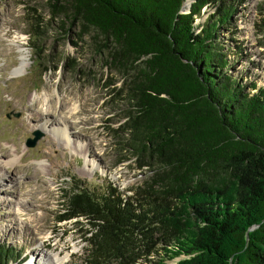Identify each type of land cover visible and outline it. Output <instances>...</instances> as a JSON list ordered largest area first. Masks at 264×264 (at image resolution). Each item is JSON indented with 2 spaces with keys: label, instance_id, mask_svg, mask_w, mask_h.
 Here are the masks:
<instances>
[{
  "label": "trees",
  "instance_id": "trees-1",
  "mask_svg": "<svg viewBox=\"0 0 264 264\" xmlns=\"http://www.w3.org/2000/svg\"><path fill=\"white\" fill-rule=\"evenodd\" d=\"M45 2L47 19L26 7L39 76L60 64L81 71L77 57L44 47L63 17L79 24V41L87 29L109 40V70L123 77L102 84L106 104L123 110L117 143L156 172L130 194L70 177L56 222L73 220L81 264H264V85L236 76L230 59L243 55L235 16L245 0H195L186 13L185 0ZM204 6L213 12L195 23ZM17 256L0 242V264Z\"/></svg>",
  "mask_w": 264,
  "mask_h": 264
},
{
  "label": "rangeland",
  "instance_id": "rangeland-1",
  "mask_svg": "<svg viewBox=\"0 0 264 264\" xmlns=\"http://www.w3.org/2000/svg\"><path fill=\"white\" fill-rule=\"evenodd\" d=\"M194 1L185 3L190 8ZM28 6L48 18L45 0H0V242L18 254L8 264H42L45 254L65 257L64 264H81L84 242L75 233L73 220L56 222L62 190L70 177L84 179L89 186L112 182L121 193L130 194L156 172L139 165L147 157L125 159L131 154L117 143L122 138H117L113 129L120 128L123 110L114 103L106 104L111 95L102 85L108 79L117 85L123 80L120 73L109 70L110 41L105 43L93 29H87L79 41V24L63 17L60 28L49 30L44 47L54 59L77 57L81 71L74 74L60 64L39 76L29 47ZM240 9L235 16L239 29L236 39L243 55L236 60L230 55V59L235 61L236 76L262 86L264 48L259 40L260 29H264V0H245ZM212 12L204 6L195 23ZM230 46L233 43H228ZM20 51L25 53V67L16 73ZM73 106L77 115L69 118L74 122L70 132L75 137L72 139L86 144L85 155L53 132ZM35 132L41 137L34 146H27V138Z\"/></svg>",
  "mask_w": 264,
  "mask_h": 264
},
{
  "label": "bare ground",
  "instance_id": "bare-ground-1",
  "mask_svg": "<svg viewBox=\"0 0 264 264\" xmlns=\"http://www.w3.org/2000/svg\"><path fill=\"white\" fill-rule=\"evenodd\" d=\"M6 52H7V49H6ZM24 59H25V53L23 54L21 52V55H20L21 61L19 63V66L15 69L16 73L21 72V70L25 67ZM67 103H69V101H67ZM45 111H48V109L46 108ZM76 115H77L76 106H73L72 108L70 107L69 110L66 112L67 117L63 116L61 122L58 121L59 125L53 127V132L56 136H59V138L63 140L64 144H66L67 146H70V148L72 144L73 147H75L77 151L85 155L86 150H87L86 144L80 141L77 142V139H72V137L73 138L75 137L73 136V132H70V125L73 124L74 122L70 123L69 118H74L76 117ZM66 121H69V123H66ZM43 258L44 260L42 264H44L45 262L46 264L47 262L49 264H64L65 263V257H58V255L56 254H45ZM27 264H31V263L27 262Z\"/></svg>",
  "mask_w": 264,
  "mask_h": 264
},
{
  "label": "water",
  "instance_id": "water-1",
  "mask_svg": "<svg viewBox=\"0 0 264 264\" xmlns=\"http://www.w3.org/2000/svg\"><path fill=\"white\" fill-rule=\"evenodd\" d=\"M188 11H189V5H187V3H184L183 6L181 7L180 12L181 13H186ZM16 116H18V114H16ZM40 137H41V133L35 132L33 137H28L27 138L26 145L27 146H34Z\"/></svg>",
  "mask_w": 264,
  "mask_h": 264
}]
</instances>
